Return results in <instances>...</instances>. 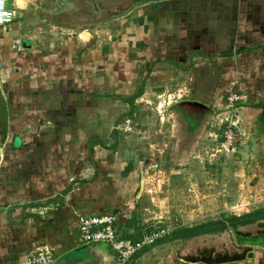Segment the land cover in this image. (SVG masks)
I'll use <instances>...</instances> for the list:
<instances>
[{
    "label": "crops",
    "instance_id": "obj_1",
    "mask_svg": "<svg viewBox=\"0 0 264 264\" xmlns=\"http://www.w3.org/2000/svg\"><path fill=\"white\" fill-rule=\"evenodd\" d=\"M7 1L16 15L0 26V89L9 115L0 143V264H28L38 245L53 249L51 264H122L113 250L82 241L83 214L115 215L124 239L149 233L136 171L119 142L88 131L100 128L98 117L87 115L97 112L106 82L115 86L112 95H139L135 109L151 96L148 87L168 91L181 75L209 112L231 91L245 93L264 132V0H142L106 45H88V29L57 38L49 22L25 29L36 8L47 14L44 3ZM167 245L157 242L131 264H206L184 262ZM220 264H264V248Z\"/></svg>",
    "mask_w": 264,
    "mask_h": 264
},
{
    "label": "rangeland",
    "instance_id": "obj_2",
    "mask_svg": "<svg viewBox=\"0 0 264 264\" xmlns=\"http://www.w3.org/2000/svg\"><path fill=\"white\" fill-rule=\"evenodd\" d=\"M48 1L49 4L38 0L39 5L44 3L42 7L46 8L47 14L40 7L36 8L38 17L25 21V29L33 25L39 28V25L49 22L54 29L50 32L53 38L60 37L62 33L69 37L73 32L82 33L88 29L85 36L89 39L88 45H97L100 41L103 45L109 43L112 29L113 35L122 31L124 25L121 21L125 13L137 2ZM235 79V83H229L228 90L236 86ZM141 81L137 82V92ZM191 82L181 75L171 83L168 91L155 85L148 87L151 96L137 104L135 118L131 121L124 116L131 114L132 106L127 103L130 97L110 94L115 86L109 87L106 82L102 88L106 92L95 105L97 112L94 113L93 109L87 115L91 120L97 116L100 126L93 129L90 124L89 134L100 138L99 141L119 142L117 150L126 156L132 171H136L141 195L139 209L150 219L146 228L149 232L159 227L174 231L179 227L243 215L264 207V132L261 131L260 114L252 110V102L228 108L227 98H220L219 106L214 104L210 112L206 111L204 107L191 103L202 101L193 96L192 90L189 91ZM106 94L109 95L104 96ZM196 111L201 113L196 114ZM218 115L221 116L218 118ZM233 118L238 123L231 127L234 140L227 151L222 143ZM190 119L199 122L194 123ZM2 140L0 135V143ZM257 229V224H254L242 227L241 231L256 232ZM171 235L163 238L162 242L168 244V249L177 248L180 253L193 250L198 244L221 249L224 244L233 248L235 243L234 230L229 228L181 242L171 240ZM99 244L113 250L106 243ZM67 264L73 263L69 261Z\"/></svg>",
    "mask_w": 264,
    "mask_h": 264
},
{
    "label": "built area",
    "instance_id": "obj_3",
    "mask_svg": "<svg viewBox=\"0 0 264 264\" xmlns=\"http://www.w3.org/2000/svg\"><path fill=\"white\" fill-rule=\"evenodd\" d=\"M7 13V17L0 20V26L13 21L16 15V9L13 2L5 0L0 7V14ZM20 41H17L19 44ZM227 107L233 108L239 103H247L248 97L245 93L231 91L227 96ZM230 129L225 133V142L223 147L229 151L233 146L234 136L231 127L236 126L235 118L231 120ZM79 230L82 241L88 244L106 243L118 255L122 264H126L135 256L141 253L145 248L155 245L157 242L170 235V228H156L155 230L144 234L138 240L132 241L119 237L116 229V216L113 214L101 215H80ZM54 258V251L48 245H38L30 255L28 264H51Z\"/></svg>",
    "mask_w": 264,
    "mask_h": 264
},
{
    "label": "water",
    "instance_id": "obj_4",
    "mask_svg": "<svg viewBox=\"0 0 264 264\" xmlns=\"http://www.w3.org/2000/svg\"><path fill=\"white\" fill-rule=\"evenodd\" d=\"M197 106L205 107L202 103L191 102ZM219 117V115L217 116ZM9 115L6 103V97L0 89V135L3 139L8 137ZM3 142V141H2ZM1 142V143H2ZM257 224L256 232L241 231L242 227ZM235 243L233 248L227 247L225 244L221 249L216 246L196 245L193 250L187 249L184 253L178 252V257L187 263L202 262L206 264L230 263L253 258L255 248H264V219L254 223L239 226L234 230Z\"/></svg>",
    "mask_w": 264,
    "mask_h": 264
},
{
    "label": "trees",
    "instance_id": "obj_5",
    "mask_svg": "<svg viewBox=\"0 0 264 264\" xmlns=\"http://www.w3.org/2000/svg\"><path fill=\"white\" fill-rule=\"evenodd\" d=\"M137 96L139 95L128 98L127 103L133 106ZM134 106L132 108L133 110L131 109V111L134 113L133 118H135V114H136V109ZM124 116L126 117L129 115L125 114ZM262 219H264V207L257 209L255 211L249 212V213H245L243 215H231L223 219L202 222V223L195 224L192 226L179 227L176 230L171 232L172 235L169 238L171 240L191 239L196 236H200V235L207 234V233L219 232V231H223L228 228L235 230L239 226L254 223Z\"/></svg>",
    "mask_w": 264,
    "mask_h": 264
},
{
    "label": "clouds",
    "instance_id": "obj_6",
    "mask_svg": "<svg viewBox=\"0 0 264 264\" xmlns=\"http://www.w3.org/2000/svg\"><path fill=\"white\" fill-rule=\"evenodd\" d=\"M4 2H5V0H0V7L3 6ZM7 15H8L7 13H2V14H0V20L6 18Z\"/></svg>",
    "mask_w": 264,
    "mask_h": 264
},
{
    "label": "flooded vegetation",
    "instance_id": "obj_7",
    "mask_svg": "<svg viewBox=\"0 0 264 264\" xmlns=\"http://www.w3.org/2000/svg\"><path fill=\"white\" fill-rule=\"evenodd\" d=\"M140 1H142V0H137V2H140ZM180 107H182L181 105H180ZM183 108V107H182ZM180 109V108H179ZM200 109V108H199ZM188 111V110H187ZM195 113H197V114H199V113H201V111H196ZM221 116V115H220ZM219 116V117H220Z\"/></svg>",
    "mask_w": 264,
    "mask_h": 264
}]
</instances>
